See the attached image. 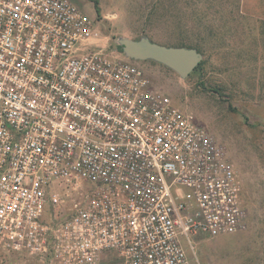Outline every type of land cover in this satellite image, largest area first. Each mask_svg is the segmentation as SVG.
Returning a JSON list of instances; mask_svg holds the SVG:
<instances>
[{"label":"built area","instance_id":"1","mask_svg":"<svg viewBox=\"0 0 264 264\" xmlns=\"http://www.w3.org/2000/svg\"><path fill=\"white\" fill-rule=\"evenodd\" d=\"M94 35L71 0H0V252L193 264L182 239L246 228L242 182L213 136Z\"/></svg>","mask_w":264,"mask_h":264},{"label":"rangeland","instance_id":"2","mask_svg":"<svg viewBox=\"0 0 264 264\" xmlns=\"http://www.w3.org/2000/svg\"><path fill=\"white\" fill-rule=\"evenodd\" d=\"M71 1L95 20L94 42L120 59H129L122 40L199 47V71L187 78L160 63L130 59L153 90L213 136L242 182L246 228L181 244L193 264H264V0ZM69 195L64 211L78 193ZM0 264L43 263L0 252ZM101 264L124 263L107 255Z\"/></svg>","mask_w":264,"mask_h":264},{"label":"water","instance_id":"3","mask_svg":"<svg viewBox=\"0 0 264 264\" xmlns=\"http://www.w3.org/2000/svg\"><path fill=\"white\" fill-rule=\"evenodd\" d=\"M120 43L127 58L160 63L182 78H187L202 61L201 53L194 48L165 46L148 38L122 40Z\"/></svg>","mask_w":264,"mask_h":264},{"label":"trees","instance_id":"4","mask_svg":"<svg viewBox=\"0 0 264 264\" xmlns=\"http://www.w3.org/2000/svg\"><path fill=\"white\" fill-rule=\"evenodd\" d=\"M93 1V0H91ZM94 8H95V11L96 12H99V8L97 7V3L94 1ZM178 47H186V48H194L196 49L199 53H201V50L199 49V47L197 46H193V45H186V44H180V45H177ZM201 64V63H200ZM200 64L197 66V68L193 71V72H198L199 71V68H200Z\"/></svg>","mask_w":264,"mask_h":264}]
</instances>
